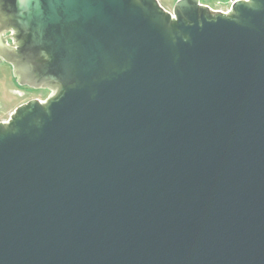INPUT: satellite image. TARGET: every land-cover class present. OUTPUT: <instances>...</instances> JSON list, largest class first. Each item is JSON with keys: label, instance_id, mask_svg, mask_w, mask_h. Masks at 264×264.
<instances>
[{"label": "water", "instance_id": "obj_1", "mask_svg": "<svg viewBox=\"0 0 264 264\" xmlns=\"http://www.w3.org/2000/svg\"><path fill=\"white\" fill-rule=\"evenodd\" d=\"M0 59L52 91L0 121V264H264V0H0Z\"/></svg>", "mask_w": 264, "mask_h": 264}, {"label": "rangeland", "instance_id": "obj_2", "mask_svg": "<svg viewBox=\"0 0 264 264\" xmlns=\"http://www.w3.org/2000/svg\"><path fill=\"white\" fill-rule=\"evenodd\" d=\"M161 5L169 11L177 0H159ZM227 0H200L201 3H207L212 7H221L218 2H226ZM222 7H225L222 5ZM52 94L48 89H33L20 86L13 76L11 65L0 59V121H7L15 109L31 100L39 99L47 100Z\"/></svg>", "mask_w": 264, "mask_h": 264}, {"label": "built area", "instance_id": "obj_3", "mask_svg": "<svg viewBox=\"0 0 264 264\" xmlns=\"http://www.w3.org/2000/svg\"><path fill=\"white\" fill-rule=\"evenodd\" d=\"M237 0H227L226 2H218V4L221 6V7H211L214 8V9H217V10H221V11H229L231 6L234 4V2H236ZM222 5H224L225 7H222Z\"/></svg>", "mask_w": 264, "mask_h": 264}, {"label": "snow or ice", "instance_id": "obj_4", "mask_svg": "<svg viewBox=\"0 0 264 264\" xmlns=\"http://www.w3.org/2000/svg\"><path fill=\"white\" fill-rule=\"evenodd\" d=\"M29 2L31 3V2H32V0H29Z\"/></svg>", "mask_w": 264, "mask_h": 264}, {"label": "flooded vegetation", "instance_id": "obj_5", "mask_svg": "<svg viewBox=\"0 0 264 264\" xmlns=\"http://www.w3.org/2000/svg\"><path fill=\"white\" fill-rule=\"evenodd\" d=\"M26 88H29V87H26Z\"/></svg>", "mask_w": 264, "mask_h": 264}]
</instances>
